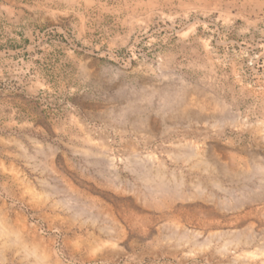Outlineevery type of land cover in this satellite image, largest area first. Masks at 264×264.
Here are the masks:
<instances>
[{
    "label": "rangeland",
    "instance_id": "374dc122",
    "mask_svg": "<svg viewBox=\"0 0 264 264\" xmlns=\"http://www.w3.org/2000/svg\"><path fill=\"white\" fill-rule=\"evenodd\" d=\"M0 264H264V0H0Z\"/></svg>",
    "mask_w": 264,
    "mask_h": 264
}]
</instances>
